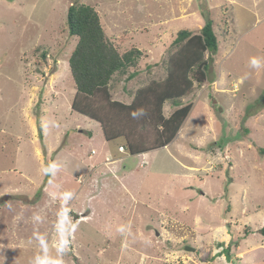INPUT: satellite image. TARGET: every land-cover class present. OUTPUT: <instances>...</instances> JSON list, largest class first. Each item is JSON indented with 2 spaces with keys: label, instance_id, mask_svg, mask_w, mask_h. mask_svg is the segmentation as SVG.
<instances>
[{
  "label": "rangeland",
  "instance_id": "obj_1",
  "mask_svg": "<svg viewBox=\"0 0 264 264\" xmlns=\"http://www.w3.org/2000/svg\"><path fill=\"white\" fill-rule=\"evenodd\" d=\"M77 2L120 52H144L111 82L124 103L166 77L180 29L214 20L212 70L181 98L193 107L168 146L132 155L72 109ZM252 57L264 62V0H0V264H264V66Z\"/></svg>",
  "mask_w": 264,
  "mask_h": 264
},
{
  "label": "trees",
  "instance_id": "obj_2",
  "mask_svg": "<svg viewBox=\"0 0 264 264\" xmlns=\"http://www.w3.org/2000/svg\"><path fill=\"white\" fill-rule=\"evenodd\" d=\"M206 18L198 32L187 28L177 32L172 42L176 50L169 57L166 77L139 88L133 100L124 103L113 99L111 82L117 74L137 67L144 56L143 50L132 47L120 52L108 38L98 10L84 2L72 3L67 24L70 34L78 37L69 58L76 85L72 109L98 122L106 140L122 139L132 155L168 146L193 107L192 103L181 105V98L192 93L195 82L202 85L207 81L214 54L219 49L214 20L209 15ZM207 52L211 53L208 57ZM137 74L138 70L134 69L129 77ZM169 101L180 107L165 116L164 106ZM138 109H144L146 115L134 119L131 113ZM39 130L44 144L41 125ZM257 151L264 155V147H257ZM50 177L47 175V179ZM259 232L264 236V226Z\"/></svg>",
  "mask_w": 264,
  "mask_h": 264
},
{
  "label": "clouds",
  "instance_id": "obj_3",
  "mask_svg": "<svg viewBox=\"0 0 264 264\" xmlns=\"http://www.w3.org/2000/svg\"><path fill=\"white\" fill-rule=\"evenodd\" d=\"M262 66H264V62H262L261 58L259 57H252L249 60V67H251L252 69H260ZM132 117L134 119H138L140 117H143L146 115V111L144 109H138L135 110L131 113ZM55 126V125H53ZM41 127L44 128L45 130L48 127V124L44 121L41 122ZM55 168L56 165L55 164H49L47 165L44 169H43V173L46 175H55ZM68 195L70 198L69 194H65ZM34 219L39 220L40 217L36 216L34 217ZM118 232H120L121 234H128L131 235V230H130V226L128 225H122L117 229ZM68 251V244L67 242H64L62 244V246L58 247V252L59 253H66ZM36 264H41V261L39 258H37ZM44 264H62L61 260H47L44 262Z\"/></svg>",
  "mask_w": 264,
  "mask_h": 264
},
{
  "label": "crops",
  "instance_id": "obj_4",
  "mask_svg": "<svg viewBox=\"0 0 264 264\" xmlns=\"http://www.w3.org/2000/svg\"><path fill=\"white\" fill-rule=\"evenodd\" d=\"M76 93V92H75ZM105 138V137H104ZM106 140V139H105ZM106 141H108V140H106ZM120 151H122V150H120ZM123 151H126V150H123ZM145 153H147V152H145ZM140 154H142V153H140ZM136 155H139V154H136Z\"/></svg>",
  "mask_w": 264,
  "mask_h": 264
},
{
  "label": "built area",
  "instance_id": "obj_5",
  "mask_svg": "<svg viewBox=\"0 0 264 264\" xmlns=\"http://www.w3.org/2000/svg\"><path fill=\"white\" fill-rule=\"evenodd\" d=\"M124 147L123 146H121V149H123Z\"/></svg>",
  "mask_w": 264,
  "mask_h": 264
},
{
  "label": "water",
  "instance_id": "obj_6",
  "mask_svg": "<svg viewBox=\"0 0 264 264\" xmlns=\"http://www.w3.org/2000/svg\"><path fill=\"white\" fill-rule=\"evenodd\" d=\"M190 249H192V248H190Z\"/></svg>",
  "mask_w": 264,
  "mask_h": 264
}]
</instances>
